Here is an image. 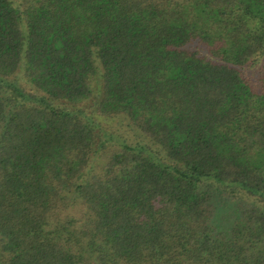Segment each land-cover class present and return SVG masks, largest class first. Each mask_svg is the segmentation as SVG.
Returning <instances> with one entry per match:
<instances>
[{"label": "trees", "instance_id": "1", "mask_svg": "<svg viewBox=\"0 0 264 264\" xmlns=\"http://www.w3.org/2000/svg\"><path fill=\"white\" fill-rule=\"evenodd\" d=\"M0 264H264V0H0Z\"/></svg>", "mask_w": 264, "mask_h": 264}]
</instances>
